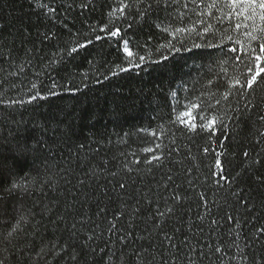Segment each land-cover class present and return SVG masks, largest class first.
Wrapping results in <instances>:
<instances>
[{"label":"trees","instance_id":"16d2710c","mask_svg":"<svg viewBox=\"0 0 264 264\" xmlns=\"http://www.w3.org/2000/svg\"><path fill=\"white\" fill-rule=\"evenodd\" d=\"M36 2L0 0V100L22 99L26 102L9 107L0 104V162L11 173V176L0 174V196H3L0 207L6 201L10 214L19 215L22 210L26 215L34 216L32 223L39 222V236L35 237L37 243L41 238L45 243L50 239H59L65 235V225L52 221L58 213H64L65 205L73 200V196L76 199L73 215L87 213L92 221H99L96 216L98 205L110 212L119 207L120 201L113 191L115 184L110 181L125 179L130 186L129 191L135 195L137 188L141 192L146 191L148 186L154 187L155 181L163 175L161 171L155 174V180L151 176L141 180L135 173L127 174L123 165L135 158L133 154L143 155L141 148L154 147L156 143L171 149V141L175 140L179 150L171 154V159L184 160L183 166H187L191 163L186 160L190 152L197 162L203 160L208 165V168H201L192 174L197 186L194 190L189 189L192 199L184 206L185 209L191 207V211L183 217V221L191 219L198 225L197 212L204 209H197L195 191H206L210 200L219 201L224 195H216L211 185L207 188L200 186L214 155L211 153L204 158L203 148L225 152V165L232 175L243 172L248 162L243 157L244 150L251 153V158L264 156V139L260 135L264 132V123L258 119L264 114V106L255 111L245 107L246 100L258 104L264 97V83L246 99L237 101V98H232L223 102L226 111L218 108L212 113L220 115L225 126L220 129L221 134L212 140H208L206 134L194 136L178 131L172 123L178 114L174 109L183 110L190 101L215 105L226 87V76L221 68H226L228 75L235 68L232 63H222L227 57L222 56L218 49L192 47L194 42L206 43L195 32L190 36L177 37L184 40L187 50L181 48L177 39H166L167 34L156 27V17L159 16L170 30L176 26H195L199 30L211 23L218 34L228 22H217L215 16H219L220 12L216 9L199 15L212 0H204L195 11L190 0H179V6L170 10L176 18L174 24H169L168 14L163 11L149 15L147 20L136 15L142 5L135 0H124L132 5L126 13V20L110 19L107 15L111 8L118 6V0H40L57 9L55 15L37 8ZM185 4L187 8L183 7ZM113 23L123 29L122 35L131 42L130 50L137 57H146L140 67L129 66L123 59L122 48H117L115 40L118 38H109L106 32L99 33L98 27L95 34L102 36L100 41L94 40L78 54H67L66 50L76 46L77 41L83 43L87 36L94 37L92 26L108 24L111 27ZM45 34L50 39H45ZM169 40L175 48L159 47ZM53 60L55 63H50ZM117 64L128 67L129 71L119 72ZM21 68L23 72L19 71ZM112 72L117 74L113 76ZM105 75L109 79L105 80ZM53 80L59 85L55 89L56 95H50L48 91ZM209 80L213 83L209 84ZM41 82L44 83V99L27 103L30 84L37 83L39 87ZM173 92L177 94L175 97ZM241 112L245 115L241 116ZM194 115L202 113L194 110ZM150 133H155V136ZM217 141H222L225 147L222 148ZM38 142L47 144V148ZM23 144L34 146L36 151L21 155L17 146ZM90 171H95L96 175L91 176ZM111 172L119 175L113 178ZM11 178L27 182L29 194L20 192L10 197L5 189ZM180 178L183 179L182 173ZM243 179L245 182L241 187L245 188L254 211L243 208L233 211L232 214L240 220V227L232 225L235 231L231 234L224 221H221L222 229L210 234L205 227L203 235L197 234V227L187 231V223L172 222L174 227L185 229L177 234L175 242L181 243L187 235L197 250L196 253H188L187 248L181 247L179 255L184 264H188L189 256L197 259L198 264H221V255L223 264H228L232 256L236 257L232 264H239L241 251L249 258L244 264H251L252 259L259 260L264 255V235L256 231L264 227V186L247 177ZM81 180L84 181L82 187L78 184ZM134 202L128 201L129 204ZM45 207L49 211H44ZM121 223H127V217ZM132 223V231L137 235H147L143 231L145 225L142 219ZM106 226L102 224V227ZM137 226L139 231H136ZM108 235L104 233L105 238ZM140 243L147 244L148 241H137L127 251ZM153 243L158 244L159 241L154 240ZM209 245H219L225 250L224 254H214L209 251ZM116 247L119 248V245ZM200 249L207 254L206 258L199 254ZM16 255L20 259L19 253ZM53 259L49 257V260ZM86 259L90 261L91 257ZM31 261L45 264L44 259L38 258L34 252L31 253ZM60 264H67V258Z\"/></svg>","mask_w":264,"mask_h":264},{"label":"snow or ice","instance_id":"6c2138e0","mask_svg":"<svg viewBox=\"0 0 264 264\" xmlns=\"http://www.w3.org/2000/svg\"><path fill=\"white\" fill-rule=\"evenodd\" d=\"M135 2L142 5L141 10L136 15L145 20L149 15L163 11L168 14L169 24L175 23L176 18L172 16L170 10L174 6H179V0H135ZM190 3L193 5L192 10L195 11L201 3H204V0H199V2L198 0H190ZM145 4L146 6H144ZM36 7L42 10L46 9V14L55 15L57 11V9L52 8L47 3L40 2V0H37ZM131 7L132 5L126 4L124 0H118V6L111 8L107 15L110 19L115 17L126 20V13H129ZM183 7L187 8L188 5L185 4ZM211 9L220 12L219 16H215L218 23L228 22L219 34L214 30L211 23H207L199 30L195 26H176L170 30L168 26H164V21L159 16L156 17L158 21L156 27L162 33L167 34L166 39L167 37L177 39L179 35L190 36L195 32L197 37L206 43L202 45L194 42L192 47L201 48L203 46L218 49L222 56L227 57L222 63H232L235 68L231 75H228L226 68H221L226 76L224 81L226 87L220 93L215 105L190 101L187 106L183 107V110L174 109L178 114L172 123L177 126L178 131L194 136L206 134L208 140H212L221 134L220 129L225 127L222 123V117L212 113L218 108L226 111L223 109V102H229L232 98H237V101L246 99L248 95L255 92L257 86L264 83V0H212L211 3L205 5L199 15L202 16ZM201 23L204 22L201 21ZM97 27L99 33L106 32L109 38H118L115 40L117 48H122L123 59L129 66L140 67L145 62L146 57L144 55L137 57L130 50L131 42L125 38V35H122L123 29L119 25L113 23L111 27L108 24L92 26L91 32L93 34L97 33ZM45 39H50V37L45 34ZM101 39L102 36L99 34H95L94 37L87 36L83 43L77 41L76 46L67 49V54L69 56L78 54L80 49H86L94 40L100 41ZM177 43L180 44L181 48L186 49L183 39H177ZM159 47L171 50L175 48V45L169 40L166 44H160ZM179 50L176 49V51ZM164 59L167 58L164 57ZM50 63H55V61ZM116 67L121 73L129 71L128 67L120 64H117ZM19 71L23 72L24 69L21 68ZM16 74L12 73V75ZM116 74V72H112L113 76ZM104 79H109V76L105 75ZM208 83L212 84L213 81L209 80ZM43 87V82L40 83L39 87L37 83H31L27 103L31 104L38 99H44ZM57 87L59 85L53 80L48 88L49 94L56 95L55 89ZM172 95L175 97L177 94L173 92ZM25 103L22 99L9 102L0 100V104H4L5 107ZM177 103L179 104V101ZM261 106H264V97H261L258 104H254L252 100H246L245 107L251 108L253 111ZM194 110H198L202 115L195 116ZM205 112L208 114L203 115ZM240 115L244 116L245 113L241 112ZM258 119L264 123V114L259 115ZM150 135L155 136V133H150ZM260 135L264 139V132ZM38 143L47 148V144ZM171 143L173 145L171 149L162 143H156L154 147L145 146L141 148L140 152L143 155L133 154L135 158L123 165L127 174L135 173L141 180L145 176H151L155 180V174L161 171L163 175L160 180L155 181L154 187L148 186L147 190L143 192L137 188L135 195L129 191L130 186L125 179L110 181L115 184L113 191L116 192V198L120 201L119 207L110 212L108 208L98 205L96 216L100 218L99 221H92L87 213L73 215L76 204L75 196H73V200L65 205L64 213H58L55 221H52V223L65 225V235L59 239H50L45 243V240L41 238L40 242L37 243L35 237L39 236V222L33 224L34 216L26 215L22 210L19 215L10 214L5 201L4 206L0 207V264H38V261H31V253L33 252L38 258L44 259L45 264H60V261L65 260V258H67V264H169L170 261L171 264H184L183 258L179 255L181 247L187 248L188 253H196L197 250L187 235L181 243L175 242L177 234L184 232L185 229L174 227L172 223L174 220H178L182 224L187 223V231L197 227L198 235H203L205 227L209 229L210 234L217 229H222L221 221H224L228 226L229 234H231L235 231L232 225H235L236 228L240 227V220L232 212L239 211L241 208L247 209L249 212L254 211V206L250 204L245 188L241 187V184L245 182L243 178L247 177L248 180H254L257 185L264 186V156L251 158V153L244 150L243 157L248 162L244 165L243 172H236L235 175H232L225 165V152H218L210 149V147L203 148L202 156L204 158H207L211 153L214 155L213 163L208 172L204 174L205 179L200 181V186L207 188L211 185L216 195L220 193L224 195L220 197L219 201L210 200L206 191H195L196 207L197 209H204L203 212H197L196 220L199 222L197 225L191 219L186 222L183 221V217L191 211V207L185 209L184 206L186 202L192 199L189 189L194 190L197 186L192 174L201 168H208V165L204 164L203 160L197 162V158L192 156L190 152L186 156V160L191 161V163L187 166H183L184 160L171 159V154L179 150L175 140H172ZM217 143L222 148L225 147L222 141H217ZM80 147L83 148L84 145L81 144ZM17 151L23 155L28 152H35L36 148L23 144L17 146ZM166 165L169 166L166 167ZM175 169L180 171H175ZM181 173L183 179L180 178ZM0 174L11 176L3 162H0ZM90 175L95 176V171H90ZM110 175L115 178L119 174L111 172ZM78 184L82 187L84 181H78ZM248 187L250 188L251 185ZM5 191L10 197L20 192L29 194L27 182H21L15 178L10 179ZM105 194H107V190H105ZM109 199L112 198L109 197ZM2 200L3 196H0V201ZM132 200L135 202L129 204L128 201ZM13 207L15 208V204ZM213 208H215V213ZM44 211L47 212L49 209L45 207ZM77 216L79 218H76ZM125 217H127V223H121ZM137 219L143 220L145 225L143 231L147 233L146 236L137 235L131 230L133 228L132 221ZM102 224L107 226L102 227ZM136 231H139L138 226ZM256 231L264 235V227L258 228ZM105 232L109 234L107 238L104 236ZM154 240L159 241V243L154 244ZM137 241H148V243H140L138 246L132 247L131 251H127ZM93 245L95 246L93 247ZM117 245L119 248L116 247ZM208 248L214 254H224L225 251L219 245L215 247L209 245ZM16 253H19L20 259L17 258ZM199 254L207 257V254L203 253V249H200ZM157 255L159 261H157ZM49 257L54 259L49 260ZM86 257H91V260L89 261ZM235 259L236 257L232 256L228 264H232ZM248 259L241 251L239 264H244V261ZM188 264H198V260L189 256ZM221 264H223L222 255ZM251 264H264V255L260 256L259 260L252 259Z\"/></svg>","mask_w":264,"mask_h":264}]
</instances>
